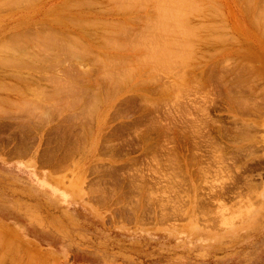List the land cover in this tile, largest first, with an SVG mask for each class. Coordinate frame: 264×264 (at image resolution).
I'll return each mask as SVG.
<instances>
[{
	"label": "rangeland",
	"instance_id": "374dc122",
	"mask_svg": "<svg viewBox=\"0 0 264 264\" xmlns=\"http://www.w3.org/2000/svg\"><path fill=\"white\" fill-rule=\"evenodd\" d=\"M0 1V264H264V0H195L196 8L188 0L184 5L162 0L179 6L177 14H169L179 28L173 36L179 44L187 36L184 45L191 42L193 49L170 48L179 54L169 64L181 60L174 64L181 63L180 69L167 62L173 68H166L169 74L156 67L161 70L154 77L152 67L142 69V86L101 93L97 103L89 89L94 78L100 82L102 65L91 56L73 60L63 45L43 41L45 33L65 30L72 17L84 27L106 22L107 27L83 32L99 39L84 40L93 47L92 56L104 50L109 58L105 38H146L140 32L151 29L147 23L158 24L154 16L162 14L164 4L153 0L163 6L157 14L150 0H139L147 2L145 9L130 0L133 10L119 6L124 0ZM185 6L189 10L179 11ZM123 27H128L126 39ZM32 35L50 49L45 52ZM9 47L20 59L13 60L15 66L26 60L30 65L12 67ZM83 72L90 74L78 79ZM28 76L36 84L27 82ZM87 81L92 87L85 94ZM40 92L47 94L36 99ZM76 94L82 100L74 101ZM31 95L35 101L28 103ZM67 97L72 103L64 105Z\"/></svg>",
	"mask_w": 264,
	"mask_h": 264
},
{
	"label": "bare ground",
	"instance_id": "6f19581e",
	"mask_svg": "<svg viewBox=\"0 0 264 264\" xmlns=\"http://www.w3.org/2000/svg\"><path fill=\"white\" fill-rule=\"evenodd\" d=\"M15 1V0H14ZM34 2V0H28V2H29V4L31 5V3L30 2ZM75 1V0H74ZM84 1V0H83ZM86 1V0H85ZM88 1V0H87ZM107 1V0H106ZM123 1V0H122ZM121 0H120V2H122ZM138 1V2H137ZM148 1V0H147ZM155 1V0H154ZM153 0L151 1H148V3H150V2H153V4L152 5H154L155 3L157 4V1L156 2H154ZM159 1V0H158ZM162 0H160V3L162 4L163 3V1L161 2ZM166 1V0H165ZM168 1V3H174V4H176L175 3V1L176 0H171V2H170V0H167ZM178 1V0H177ZM176 1V2H177ZM182 1V0H181ZM184 1V0H183ZM182 1V2H183ZM189 2H191L193 5H194V7L196 8V2H195V0H194V2L193 1H190V0H188ZM254 1V0H253ZM263 1V0H262ZM1 2V1H0ZM6 2H8V1H5V3ZM16 2V1H15ZM89 2V1H88ZM108 2H109V0H108ZM110 2H111V0H110ZM112 2H114L113 4H115L116 2H115V0H113ZM118 2V1H117ZM126 2V4H124ZM128 2H129V4L131 5V1L130 0H124V2H122L121 4H119V6H121V5H124V6H126L125 8L128 10V7L130 6L129 4H128ZM133 2H135V5L137 4V3H139V4H141L140 2L141 1H139V0H134V1H132V3ZM137 2V3H136ZM185 2H187V1H185ZM189 2L186 4L187 6H190L191 5V10H194L195 8L192 6V4H189ZM210 2V1H209ZM248 4H249V2L248 1H246ZM251 2V1H250ZM4 3V5H6V4H8V6H9V3H6L5 4ZM12 3V2H11ZM24 3H25V0H24ZM23 3V4H24ZM72 3V2H71ZM74 3V2H73ZM76 3H77V1H76ZM75 3V4H76ZM85 3V2H84ZM96 3V2H95ZM144 3L146 4L147 2L146 1H143L142 2V4L144 5ZM178 3H180V2H177V4ZM26 4V3H25ZM28 4V3H27ZM74 4V5H75ZM78 4V3H77ZM80 4V3H79ZM89 5H91L92 3H88ZM118 4V3H117ZM134 4V3H133ZM132 4V5H133ZM141 4V5H142ZM164 4V3H163ZM167 4V3H166ZM181 5H184L185 3L183 2V4L182 3H180ZM189 4V5H188ZM246 4V3H245ZM254 4V3H253ZM262 4H263V2H262ZM1 5H2V3H1ZM0 5V6H1ZM69 5H70V3H69ZM74 5L72 6V8L74 7ZM80 5H83V4H80ZM112 5V4H111ZM131 5V6H132ZM143 5H142V7H143ZM148 4H146V7H148L147 6ZM150 5V4H149ZM160 4H158V6H159ZM168 5V4H167ZM249 5H251V3L249 4ZM256 5V4H255ZM260 5V4H259ZM71 6V5H70ZM116 6H118V5H116ZM124 6H122V7H124ZM130 6V7H131ZM134 6V5H133ZM132 6V7H133ZM140 6V5H139ZM154 6H156V9L158 10V6L157 5H154ZM161 6L162 5H160V7H159V9L161 8ZM170 6V7H169ZM169 6H166L165 4H164V7L166 8H164V10L163 11H161L162 12V14L160 13V16H154L155 18H157L158 17V19H160V22L158 21V19H156L155 20V23H156V21H157V25H155V24H152V23H147V20H146V22L145 23H147L146 24V26H147V28H149L148 27V25L150 24V25H153V26H150L151 27V29H146L145 27H143V28H145V31H146V33H145V31H141L140 32V34L141 35H144L146 38H144L143 37V39L140 37V41H134L133 39V37L131 36V37H129V38H131L133 41H131V39H130V41H125V40H123V42H121V41H112V39H110L108 36H110V34H111V30L109 31V35L107 36L108 37V39H106L105 38V40L104 41H102V42H104L103 44H104V46H103V49L104 48H106V49H108V51L112 54L109 58H108V55L107 54H105V52H104V50H100L98 53H96V55H94V56H92V54L91 53H93L92 51V48H91V45L90 44H88V43H86V42H84V40H88V41H90V43H94V42H97L99 39L97 38V36L96 35H94V32L93 31H91V32H93V34L91 33L90 34V32L88 33L87 31H86V33L85 34H87L86 36H85V34H84V32H83V30L85 31V29H96V28H98V27H105L106 26V22L105 23H102V24H104V25H101V23H100V25L99 24H94V23H92L91 25H89V24H87L85 21H84V23H86L85 25H88V26H86V27H84V26H82V25H78V23H77V21L75 20V19H73V17L72 18H69V23H70V27L68 26V27H66V29L65 30H62L61 32H52L51 31V36L49 35V37H47L48 36V32H44L45 33V35H47V36H44V33H43V35H41L42 33V31H40V36H39V34L37 33L36 34V36L38 35L40 38L41 37H46L48 40H46V39H44L43 41H47V43H48V45H50L51 43H52V45L54 44V43H58L59 44V46L60 45H63L64 47H65V49H67L68 51L66 52L67 54H68V56L70 55V57H72L73 58V60H75V57H81V61H83V58H86L87 59V57H94L95 58V60H97L99 63H100V65H102L101 67H102V73H101V77L96 73V75H98L99 77H100V82H97L98 80H96L95 78H94V81H93V84H91L92 86H90L89 85V83H88V81L85 83V91H84V93L85 94H87L89 91L91 92L92 91V97H90V98H92V101H94L95 102V100H98V97H100L99 95L102 93H104V92H106L107 93V91H115V90H122V91H125V90H128V89H130L131 91L132 90H135V89H137V87H140V86H142L141 85V82H142V74L140 73L141 72V70L143 69V71L145 70V69H148V70H151L150 68L152 67L153 69V71L151 70V72L149 73V74H153V72H156L157 70H159L158 68H157V70L155 71V68L156 67H162V72H167L166 71V68L168 69V67L166 66L167 64H169V61L168 60H170L171 62H172V60H171V58L173 57L174 58V56L173 55H176L177 57H178V54L179 53H177V54H175V52H173L174 54H172V49L174 48V50L173 51H175V49H176V52H177V48H178V45L179 46H182V48L181 47H179L180 48V53H181V50H183V51H186L185 49H183V47H186L185 45H186V43L184 42L186 39L185 38H187V36L185 37V36H183L184 37V39L183 38H181V41H183V43H180V44H185L184 46L183 45H180L179 44V42L178 41H180V40H178V38H177V40H175L176 39V35H174L173 36V33H175V32H179V31H177V30H175L174 31V28L176 27L175 25H172L173 23H175V21H174V19L176 18V17H174V19L172 18L173 16H174V14H173V12H175L176 10H178V8H179V6H177L176 5V7L174 6V8L171 6V5H169ZM187 6H185V7H181V9L179 10V11H181L182 9V11L181 12H183L184 11V9H186L187 8ZM84 7V6H83ZM85 7H87V6H85ZM113 7L114 8H116L114 5H113ZM129 7V8H130ZM131 7V8H132ZM144 7H145V5H144ZM143 7V8H144ZM163 7V6H162ZM192 7H193V9H192ZM205 7V6H204ZM209 7H211L210 5H209ZM250 7V6H249ZM6 8V7H5ZM9 8H11L10 6H9ZM125 8H121L120 7V10L121 11H127ZM176 8V9H175ZM189 8V7H188ZM187 8V9H188ZM199 8H201V7H199ZM214 8V7H213ZM254 9H255V7H253ZM12 9H13V6H12ZM145 9V8H144ZM155 9V8H154ZM163 9V8H162ZM186 9V10H187ZM109 10V9H108ZM130 10V9H129ZM132 10H133V8H132ZM152 10H153V8H152ZM151 10V11H152ZM171 10H173V12L171 11ZM189 10V9H188ZM256 10V9H255ZM264 10V9H263ZM84 11V10H83ZM149 11V10H148ZM178 11V12H179ZM215 11H216V9H215ZM254 11V10H253ZM61 12V11H60ZM156 12V11H155ZM155 12H153V13H155ZM158 12H160L159 10L157 11V14H158ZM181 12H179V13H181ZM152 13V12H151ZM176 13V12H175ZM192 13V12H191ZM256 13H257V11H256ZM82 14V13H81ZM169 14H171V15H173V16H170ZM177 14V13H176ZM182 14V13H181ZM258 14V13H257ZM83 15H85V14H83ZM87 15V14H86ZM179 15V14H178ZM186 15V14H185ZM170 16V18H171V22H170V19H169V23L167 22V20H168V17ZM177 16V15H176ZM212 16V15H211ZM65 17V16H64ZM70 17V16H69ZM75 17V16H74ZM154 17L152 18V20H154ZM197 17V16H196ZM257 17V16H256ZM193 18V17H192ZM249 18H251V17H249ZM253 18H254V16H253ZM263 18V19H262ZM63 19V18H62ZM66 19H67V17H66ZM77 19V18H76ZM128 19V18H127ZM146 19V18H145ZM162 19H164V20H162ZM258 19V18H257ZM262 19V20H261ZM261 19L259 18V20H261L262 22V25H263V27H264V23H263V20H264V17H263V15H261ZM64 20V19H63ZM62 20V21H63ZM78 20V19H77ZM81 20V19H80ZM91 20V19H90ZM130 20V19H129ZM144 20V19H143ZM149 20H150V17H149ZM181 20V19H180ZM252 20H254V19H252ZM58 21H60V20H58ZM86 21H88V20H86ZM120 21H122V20H120ZM138 21V20H137ZM166 21V22H165ZM174 21V22H173ZM56 22V21H55ZM91 22V21H90ZM110 22V21H109ZM108 22V23H109ZM124 22V21H123ZM150 22H153V21H150ZM177 22H179V19H178V21ZM184 22H186V21H184ZM257 22V20H256V18H255V23ZM120 23V22H119ZM141 23V22H140ZM216 23V22H215ZM261 23H260V25H261ZM55 24H58V23H55ZM83 24V23H82ZM110 24V23H109ZM112 24H113V22H112ZM121 24V26H124V24L122 25V23H120ZM126 24V23H125ZM144 24V23H143ZM179 24V23H178ZM177 24V25H178ZM257 24V23H256ZM114 25V24H113ZM117 25H119L118 23H117ZM181 25V24H180ZM204 25V24H203ZM128 26H130V25H128ZM145 26V25H144ZM200 26V25H199ZM216 26V25H215ZM45 27V26H44ZM78 27V28H77ZM107 27V26H106ZM117 26H115L114 28H116ZM125 27H126V25H125ZM181 27V26H180ZM186 27V26H185ZM201 27V26H200ZM152 28L154 29V30H152ZM176 28H178V27H176ZM182 28V27H181ZM119 29H121V31H120V33H123L122 35H123V38L124 39H126L125 37L127 36V34H126V32H128L127 31V29H128V27H127V29L126 28H119ZM179 29V28H178ZM183 29V28H182ZM182 29H180V31L182 30ZM188 29V28H187ZM186 29V30H187ZM194 29V28H193ZM218 29V28H217ZM143 30V29H142ZM150 30H152V32L150 31ZM194 30H196V29H194ZM212 30V29H211ZM214 30H216V29H214ZM219 30V29H218ZM222 30V29H221ZM221 30H219V31H221ZM259 30V29H258ZM49 31V30H48ZM224 31V30H223ZM226 31V30H225ZM38 32V31H37ZM105 32V31H104ZM108 32V31H107ZM184 32H189V31H185L184 30ZM193 32V31H192ZM262 32H263V30H262ZM49 33H50V31H49ZM119 33V34H120ZM148 33L151 35L150 37L148 36ZM181 33H183V32H181ZM258 33V32H257ZM264 33V32H263ZM20 34V33H19ZM32 34V33H31ZM116 34V33H115ZM118 34V35H119ZM175 34H177V33H175ZM180 34V33H179ZM177 35L178 37H181V35ZM190 34H191V32H190ZM196 34V33H195ZM220 34V33H219ZM261 34V33H260ZM105 35H106V33H105ZM135 35V34H134ZM138 35V34H137ZM148 37H147V36ZM192 35H194V33L192 34ZM217 35V34H216ZM11 36V35H10ZM18 36V35H17ZM33 36V35H32ZM101 36V35H100ZM99 36V37H100ZM114 36V35H113ZM195 36V35H194ZM218 36V35H217ZM221 36V35H220ZM219 36V37H220ZM225 36V35H224ZM223 36V37H224ZM227 36V35H226ZM263 36V35H262ZM111 37H112V35H111ZM120 37V36H119ZM119 37H118V39H119ZM192 37V36H191ZM222 37V36H221ZM220 37V39L219 40H221L222 38ZM228 37V36H227ZM226 37V38H227ZM16 38V37H15ZM32 38H34V39H38V42H39V39L40 38H38V37H32ZM61 38V39H60ZM101 38V37H100ZM121 38V37H120ZM189 38V37H188ZM206 38V37H205ZM207 38H209V37H207ZM211 38V40H216V39H213L212 37H210ZM214 38H215V36H214ZM225 38V37H224ZM225 38V39H226ZM12 39V38H11ZM94 39H98L97 41L95 40L94 41ZM183 39V40H182ZM192 39H193V37H192ZM194 39H196V38H194ZM198 39V38H197ZM17 40V43H20V42H18L19 40L18 39H16ZM15 40V41H16ZM33 40V39H32ZM31 40V41H32ZM138 40V39H137ZM189 40L191 41V38H189ZM204 39H202V41H203ZM210 40V39H209ZM5 41V40H4ZM10 41V40H9ZM125 41V42H124ZM202 41H200V42H202ZM217 41V40H216ZM227 41V40H226ZM231 41H233V40H231ZM10 42H12V41H10ZM4 43H7L6 41L4 42ZM31 43V42H30ZM41 45V48L42 47H46V48H44V51H45V49L47 50L48 48H49V46L48 45H42L43 43L42 42H39ZM188 43V42H187ZM215 43V42H214ZM13 44V43H12ZM12 44H10L11 45V47L13 48V47H15L16 48V46H14V45H12ZM21 44L23 45V43L21 42ZM102 44V45H103ZM190 44V47H191V42L189 43ZM51 45V46H52ZM94 45V44H93ZM100 45V44H99ZM188 45V44H187ZM1 46H3V47H6V46H4L3 45V43H1ZM31 46H33L32 44H31ZM54 46H57V44H55ZM61 47V48H64V47ZM35 47V46H34ZM34 47L33 48H31V50L32 49H34ZM48 47V48H47ZM53 47V46H52ZM101 47V46H100ZM100 47H98V50H99V48ZM175 47H177V48H175ZM190 47H186V49H187V51L186 52H189V50L191 49ZM200 47V46H199ZM0 48H2V47H0ZM170 48H171V50H170ZM178 48V49H179ZM9 49H10V51H8L7 50V48H6V51H7V53L8 52H11L12 54H9V55H15V54H13V49H11L10 47H9ZM19 49V48H18ZM40 49V48H39ZM50 49V48H49ZM53 49V48H52ZM51 49V50H52ZM56 49H57V47H56ZM64 49V50H65ZM97 49V48H96ZM189 49V50H188ZM192 49H193V47H192ZM191 49V50H192ZM196 49V48H195ZM16 50H17V48H16ZM29 50H30V48H29ZM28 50V51H29ZM35 50V49H34ZM33 51V50H32ZM31 51V52H32ZM36 51H37V48H36ZM40 51H42V49L40 50ZM40 51L38 52V54H40ZM53 51V50H52ZM19 52V51H18ZM46 52V51H45ZM48 52V51H47ZM51 52V51H50ZM54 52V51H53ZM65 52V51H64ZM171 52V53H170ZM179 52V51H178ZM215 52V51H214ZM240 52V51H239ZM2 53V52H1ZM15 53H16V51H15ZM35 53V52H34ZM33 53V54H34ZM42 53H44L43 51H42ZM66 53H62V57L64 56V55H66ZM100 53V54H99ZM3 54V53H2ZM8 54H7V59H5V61H8V60H10V59H12V61L10 62V63H14V61L13 60H15L16 58V60L17 61H19L18 60V57H16V58H14L13 56V58H10L9 59V57H8ZM17 54V53H16ZM32 53H30V55H31ZM46 54H48V53H46ZM51 54H53V56H55V54L56 53H51ZM50 54V55H51ZM64 54V55H63ZM184 54H186L185 52L182 54V57H183V55ZM210 54H212V53H209V55ZM216 54V53H215ZM5 55H6V52H5ZM45 55V53L43 54V56ZM170 55H172L171 57H170ZM17 56V55H16ZM49 56V55H48ZM58 57H59V55H57ZM106 56V57H105ZM175 56V57H176ZM185 56V55H184ZM186 56H187V54H186ZM214 56V55H213ZM245 56V55H244ZM5 57V56H4ZM22 57H23V54H22ZM32 57V56H31ZM33 57H36V56H33ZM100 57H103L104 59H100ZM182 57H180V58H182ZM20 58V57H19ZM37 58V57H36ZM36 58L34 59L35 60V62L37 61L36 60ZM38 58H41L42 59V57H38ZM37 58V59H38ZM50 58V57H49ZM64 58H66L65 56H64ZM76 58V59H77ZM170 58V59H169ZM184 58V57H183ZM186 58V57H185ZM197 58V57H196ZM203 57H201V59H202ZM3 58H2V60H4ZM55 59V58H54ZM56 59H57V57H56ZM203 59H205V58H203ZM39 60V59H38ZM58 60V59H57ZM65 60H67V59H65ZM80 60V59H79ZM92 60V59H91ZM0 61H1V59H0ZM24 61V60H23ZM27 62H24V63H22L24 66H26V65H30V63L28 62V60H26ZM54 61V60H53ZM53 61H51L52 63H53ZM76 61V60H75ZM94 61V60H93ZM93 61H92V63H93ZM174 62V64H175V62L177 63V62H179V61H181V60H173ZM195 61V60H194ZM228 61V60H227ZM232 61V60H231ZM41 62H43V61H41ZM50 62V61H49ZM50 62V64H52ZM63 62V60L61 61V63ZM71 62V61H70ZM168 62V63H167ZM226 62V61H225ZM1 63V62H0ZM12 63V67L13 66H15V64H13ZM15 63H17V65H18V67L19 66H21L20 67V69L22 68V64L20 65V62H15ZM54 63H55V61H54ZM64 63V62H63ZM65 63H67V62H65ZM94 63H95V61H94ZM167 63V64H166ZM227 63V62H226ZM225 63V64H226ZM229 63V62H228ZM251 63V62H250ZM249 63V64H250ZM6 64V63H5ZM5 64H3L4 65V68H6V65ZM8 64H9V61H8ZM57 64V63H56ZM58 64H60L59 62H58ZM174 64H172L171 65V63L169 64V65H171V66H177V68L179 67V69L181 68L180 66L182 65L181 63H178L177 65H174ZM180 64V65H179ZM244 64V63H243ZM248 64V63H247ZM252 64V63H251ZM10 65V64H9ZM16 65V66H17ZM36 65H38V64H36ZM35 64H33V66L34 67H37ZM53 66H54V64H52ZM61 65H63V64H61ZM65 65V64H64ZM68 65V64H67ZM99 65V66H100ZM179 65V66H178ZM186 65V64H185ZM184 65V66H185ZM235 65V64H234ZM253 65V64H252ZM252 65H250V66H252ZM0 66H1V64H0ZM8 66V65H7ZM11 66V65H10ZM15 66V67H16ZM56 66V65H55ZM73 66V65H72ZM223 66V65H222ZM233 66V65H232ZM244 66V65H243ZM249 66V67H250ZM2 67V66H1ZM9 67V66H8ZM18 67H16V68H18ZM40 67L41 66H38V68L40 69ZM45 67H47V66H45ZM58 67V66H57ZM66 67V66H65ZM163 67H165V71H164V68ZM195 67V66H194ZM37 68V69H38ZM50 68V67H49ZM53 68V67H52ZM56 68V67H55ZM54 68V69H55ZM70 68L71 67H69V68H67V69H69L70 70ZM73 68V67H72ZM72 68H71V70H72ZM176 67H174V69L173 68H170L169 67V69H173V70H175V69H177ZM222 68V67H221ZM23 69H24V67H23ZM43 69H44V67H43ZM42 69V70H43ZM66 69V70H67ZM99 69V68H98ZM168 69V70H169ZM182 69H184V67L182 68ZM250 69V68H249ZM17 70V69H16ZM35 70V69H34ZM42 70H38V72L40 71H42ZM74 70V69H73ZM79 70H82V69H80V67H79ZM159 70V71H160ZM189 70H190V68H189ZM51 71V70H50ZM91 71V70H90ZM158 71V72H159ZM171 71V70H170ZM26 72V71H25ZM36 72V71H35ZM54 72V71H53ZM60 72V71H59ZM59 72H57L56 71V73H59ZM62 72H63V70H62ZM147 72V71H146ZM45 73V72H44ZM65 73V72H64ZM63 73V74H64ZM159 73H161V72H159ZM158 73V74H159ZM168 73V72H167ZM172 73V72H171ZM180 73V75L181 76H183L182 74H181V72H179ZM178 73V74H179ZM43 74V73H42ZM41 74V75H42ZM46 74H47V72H46ZM46 74H45V76H46ZM71 74V73H70ZM80 75H79V77H78V79L80 78H83V76H87L88 74H90V73H87V72H83V73H79ZM145 74V73H144ZM149 74L147 75V76H149ZM156 73H154L153 74V76L152 77H154V75H155ZM164 74V73H163ZM169 74V73H168ZM38 75V74H37ZM40 75V74H39ZM40 75V76H41ZM51 75V74H50ZM59 75H61V73L59 74ZM72 75V74H71ZM165 75V74H164ZM172 75V74H171ZM16 76V75H15ZM17 76H20L21 77V75H17ZM44 76V75H43ZM47 76H49V75H47ZM52 76V77H51ZM50 77L51 78H53V77H55L56 78V74H54V75H51ZM73 76H75V75H73ZM145 76V75H144ZM157 76V75H156ZM173 76V75H172ZM254 76V75H253ZM58 77V76H57ZM61 77V76H60ZM63 77V76H62ZM97 77V76H96ZM98 77V78H99ZM141 77V78H140ZM18 78V77H17ZM43 78H45V77H43ZM156 78H158V77H156ZM0 79H1V77H0ZM20 79V78H19ZM22 79V78H21ZM35 80H37L36 78H34ZM33 79V77H27L25 80H27V82H29L30 80L32 81V82H34L35 83V80ZM50 79V78H49ZM54 79V78H53ZM56 79H58V78H56ZM158 79H160V78H158ZM17 80V79H16ZM50 80H52V79H50ZM59 80V79H58ZM57 80V81H58ZM72 80V79H71ZM77 80V79H76ZM88 80V79H87ZM90 80V79H89ZM175 80V79H174ZM179 80V79H178ZM0 81H2V80H0ZM53 81V80H52ZM52 81H50V82H52ZM61 81V80H60ZM59 81V82H60ZM63 81V80H62ZM61 81V82H62ZM74 81V80H73ZM136 81V82H135ZM141 81V82H140ZM145 81V80H144ZM153 81V80H152ZM154 81H155V79H154ZM160 81V80H159ZM179 81H181V80H179ZM49 82V84L51 85L52 83H50ZM54 82V81H53ZM55 82H56V80H55ZM65 82V81H64ZM67 82V81H66ZM91 83H92V80L90 81ZM140 82V83H139ZM146 82V81H145ZM148 82V81H147ZM157 82V81H156ZM2 83V82H1ZM4 83V82H3ZM9 83V82H8ZM11 83V82H10ZM33 83V84H34ZM57 83V82H56ZM56 83H53L54 85L56 84ZM69 83V86L70 85H73L74 83H75V81L73 82V84H70L71 82H68ZM152 83V82H151ZM20 84V83H19ZM29 84V83H28ZM36 84V83H35ZM79 84V83H78ZM143 84V83H142ZM148 84H149V82H148ZM148 84H147V86H148ZM155 84V83H154ZM222 84V83H221ZM11 85H14V84H11ZM54 85H52V87L54 86ZM64 85V84H63ZM63 85H60L61 87V90L62 91H65L66 92V85L63 87ZM80 85V84H79ZM83 85V84H82ZM28 85H25V87H27ZM32 86V88H33V85H30L29 87H31ZM69 86H67L68 88H70ZM17 87H19V89H20V86L18 85ZM80 87V86H79ZM90 87H92V89L90 90L89 88ZM106 89H105V88ZM174 87V86H173ZM40 88V87H39ZM1 89H3V88H1ZM87 89H89V91H87ZM162 89V88H161ZM172 90H173V88H171ZM179 89V88H178ZM22 90V89H21ZM50 90V89H49ZM53 90V89H52ZM55 90V89H54ZM74 90V89H73ZM167 90V89H166ZM184 90V89H183ZM14 91V90H13ZM16 91V90H15ZM18 91V90H17ZM16 91V92H17ZM43 91V90H42ZM56 91V90H55ZM72 90L70 89V91L69 90H67V92L69 93V94H71L70 92H71ZM129 91V90H128ZM53 92V91H52ZM66 92V93H67ZM74 92H76V90L74 91ZM82 93V90L81 89H79V91H78V93ZM89 92V93H90ZM57 93V95H58V93H61V92H56ZM63 93V92H62ZM61 93V94H62ZM79 93V94H80ZM41 94H44V93H41L40 92V94L39 95H35L34 97H36V99H38V97H41L42 95ZM45 94H47V93H45ZM44 94V95H45ZM64 94V93H63ZM85 94H83V95H85ZM116 94H117V92H116ZM174 94V93H173ZM26 95V94H25ZM22 96V98L23 97H26V96ZM43 95V97L46 99V96H47V99H48V97H51L50 95L48 96V95H46V96H44ZM57 95H56V97H57ZM77 95V94H76ZM74 96L72 99L75 101V98L77 99V98H80L78 95V97L77 96ZM90 95V94H89ZM32 96V95H31ZM80 96H82V95H80ZM88 96V95H87ZM104 96V95H103ZM19 97V96H18ZM33 97V96H32ZM33 97V98H34ZM55 97V96H54ZM105 97H106V94H105ZM20 98H21V96H20ZM53 98V96L51 97V99ZM65 98V97H64ZM63 98V99H64ZM83 98V97H82ZM82 98H80L81 100H82ZM101 98H102V96H101ZM113 98V97H112ZM112 98H110L111 100H112ZM26 100L28 99V98H25ZM30 99H32L31 97H30ZM66 99V98H65ZM72 99H69L68 97H67V100L64 102L62 99V101H63V103H64V105H66V104H69V102H68V100L70 101V100H72ZM79 99V100H80ZM241 99V98H240ZM35 101V98L34 99H32V100H29V102L28 103H31L32 101ZM40 100V99H39ZM53 100H54V98H53ZM78 100V99H77ZM86 100V99H85ZM88 100V99H87ZM42 101V100H41ZM40 101V102H41ZM55 102H56V100H54ZM143 101H145V100H143ZM24 103H25V101H23ZM22 102V103H23ZM36 102H38V100H36ZM36 102H33L34 103V105H35V110L38 112L39 111V109H36V108H38V106H37V104H36ZM94 102H91V103H94ZM100 102V101H99ZM105 102V101H104ZM146 102V101H145ZM242 102V101H241ZM258 102H259V100H258ZM22 103H21V106H24L25 104H26V107H27V105H29L27 102L24 104V105H22ZM41 103H43V105L44 104H46V103H44V102H41ZM41 103H39V104H41ZM70 103H72L71 101H70ZM74 103V102H73ZM78 103H80V102H76V104L78 105ZM85 103V102H84ZM95 103H97V102H95ZM106 103V102H105ZM151 103V102H150ZM243 103V102H242ZM244 103H245V101H244ZM51 104V103H50ZM50 104H48V106L50 105ZM89 104V103H88ZM110 104V103H109ZM176 104V103H175ZM18 105H20V103L18 104ZM54 105H55V103H54ZM63 105V106H64ZM73 105V104H72ZM82 105V104H81ZM81 105H80V107H81ZM92 105V104H91ZM101 105V104H100ZM103 105V104H102ZM170 105H171V103H170ZM17 106V105H16ZM29 106H31V104L29 105ZM29 106H28V109H29ZM37 106V107H36ZM44 106H47V105H44ZM74 106H76V105H74ZM96 106V105H95ZM152 106V105H151ZM206 106V105H205ZM49 107H51V106H49ZM60 108H61V106H59ZM66 108H68V106H65ZM164 107V106H163ZM167 107V106H166ZM257 107V106H256ZM19 109L21 108L20 106L18 107ZM31 108V107H30ZM33 107H32V110H31V112L33 111V109H34ZM52 108V107H51ZM58 108V107H57ZM92 108V107H91ZM23 109V108H22ZM54 109V108H53ZM72 109V108H71ZM88 109H90V107L88 108ZM27 110V109H26ZM26 110H24V111H26ZM41 110V109H40ZM66 110V109H65ZM69 110V109H68ZM67 110V111H68ZM91 110V109H90ZM92 110H93V108H92ZM96 110H97V108H96ZM168 110V109H167ZM179 110V109H178ZM238 110V109H237ZM12 111V110H11ZM10 111V112H11ZM17 111H18V109H17ZM36 111H34L35 113H36ZM54 111V110H53ZM76 111V110H75ZM83 111H84V109H83ZM88 110H87V108H86V110H85V112H87ZM95 111V110H94ZM174 111V110H173ZM74 112V111H73ZM78 112H80L79 110H78ZM82 112V111H81ZM175 112V111H174ZM28 112H26V114H27ZM72 113V112H71ZM30 114V113H29ZM68 114H70V113H68ZM34 115V114H33ZM32 115V116H33ZM39 115V114H38ZM74 115V114H73ZM87 115V114H86ZM90 115V114H89ZM172 115V114H171ZM16 116V115H15ZM31 116V117H32ZM35 116V115H34ZM75 116V115H74ZM169 116H170V114H169ZM36 118H38V117H36ZM35 118V119H36ZM79 118H80V116H79ZM78 119V118H77ZM91 119V118H90ZM37 121V120H36ZM77 122V121H76ZM90 123V122H89ZM163 124V123H162ZM81 126H82V124H81ZM30 128V127H29ZM82 128H83V126H82ZM165 128V127H164ZM192 130V129H191ZM196 130V129H195ZM199 130V129H198ZM29 131V130H28ZM194 131V130H193ZM202 132V131H201ZM241 132V131H240ZM80 133V132H79ZM182 133V132H181ZM204 133V132H203ZM192 134V133H191ZM191 134H189V135H191ZM194 134V133H193ZM244 134H246V133H244ZM81 135V134H80ZM6 136V135H5ZM85 136V135H84ZM7 137V136H6ZM80 138V137H79ZM84 139V138H83ZM171 139V138H170ZM247 139V138H246ZM168 140V139H167ZM209 142V141H208ZM62 143V142H61ZM162 143V142H161ZM165 143V142H164ZM168 143V142H167ZM167 143H166V145H167ZM211 144H212V142H211ZM215 146V145H214ZM82 148V147H81ZM81 150V149H80ZM158 152V151H157ZM169 154V153H168ZM216 154V153H215ZM222 154V153H221ZM213 155V154H212ZM172 156V155H171ZM218 156V155H217ZM222 156V155H221ZM63 157V156H62ZM168 157V156H167ZM175 157V156H174ZM176 159V158H175ZM167 160V159H166ZM222 160V159H221ZM156 161V160H155ZM164 162V161H163ZM174 162V161H173ZM222 162V161H221ZM157 163V162H156ZM173 165V164H172ZM158 166V165H157ZM208 167H209V165H208ZM207 168V167H206ZM210 168V167H209ZM127 175V174H126ZM164 175V174H163ZM159 177H161V176H159ZM140 178V177H139ZM132 179V178H131ZM141 180H142V178H140ZM136 180V179H135ZM139 180V179H138ZM130 184H131V182H130ZM133 184V183H132ZM113 186V185H112ZM133 186H134V184H133ZM139 186V185H138ZM137 187V186H136ZM144 187V186H143ZM113 188V187H112ZM139 189V188H138ZM136 190L137 189H135V192H136ZM98 192V191H97ZM113 193V192H112ZM146 194V193H145ZM115 195V194H114ZM146 196V195H145ZM102 197V196H101ZM100 197V198H101ZM106 198V197H105ZM104 200V199H103ZM121 201V200H120ZM2 239V238H1Z\"/></svg>",
	"mask_w": 264,
	"mask_h": 264
}]
</instances>
